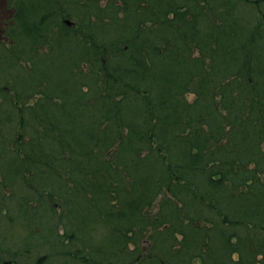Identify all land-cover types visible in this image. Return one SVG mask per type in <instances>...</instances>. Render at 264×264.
<instances>
[{
  "label": "trees",
  "instance_id": "16d2710c",
  "mask_svg": "<svg viewBox=\"0 0 264 264\" xmlns=\"http://www.w3.org/2000/svg\"><path fill=\"white\" fill-rule=\"evenodd\" d=\"M10 8L0 86L18 101L0 89V122L21 137L0 140V177L30 189L18 213L42 229L23 248L264 264V0Z\"/></svg>",
  "mask_w": 264,
  "mask_h": 264
},
{
  "label": "rangeland",
  "instance_id": "374dc122",
  "mask_svg": "<svg viewBox=\"0 0 264 264\" xmlns=\"http://www.w3.org/2000/svg\"><path fill=\"white\" fill-rule=\"evenodd\" d=\"M10 2L11 0H0V43L5 46L9 45L4 37L6 33V23L10 18H12L14 13L10 8ZM102 4L105 3L103 2ZM7 85L8 84L0 86V89L4 91L6 90L8 94L7 96H10V99H16V101H18L17 98H15L16 95H14L16 92L13 89L9 90L10 88L7 87ZM193 98V96H189L188 100L192 101ZM0 101V104H3L1 95ZM0 123V140L4 139L3 136L6 135V137H8L7 140L9 142V150L11 151V148L15 149L14 139L19 140L21 137L19 132H15L14 135H11V133L15 130L17 131L19 127H17L16 123H10L9 126H7L8 124L4 120ZM9 179H5L4 177L2 179L0 177V264H3L4 261H11L10 264H78L73 257L69 256V258L64 255V250H62L63 248L61 249L62 251L59 250L60 252L58 251L57 253L55 252L54 255H50L48 259H46L47 257L45 258V254L49 255L51 251L48 246H38V248L35 247L32 251L31 247L25 249L23 248L22 244L25 243L28 233H33L34 229L32 230L31 227L34 228L35 226L31 224L30 219L28 221V219H25V217H22L18 213L20 208L19 199L21 203H27L24 195L25 192L29 194L30 189L24 188L22 184L16 182L12 178ZM29 196L31 197V194H29ZM28 203L30 204L29 207L36 206L31 199ZM21 205L24 208L26 207V204ZM29 210L30 214L31 209ZM28 228L29 231L26 230ZM41 230L42 229L40 227L37 228L36 226L34 233H40ZM58 231L61 236H65L67 234L66 229H63L62 226L58 228ZM95 232L97 235H102L104 230L98 229ZM68 243L69 239L65 236L64 245H67ZM129 247L131 249L133 248L132 246Z\"/></svg>",
  "mask_w": 264,
  "mask_h": 264
},
{
  "label": "water",
  "instance_id": "95a60500",
  "mask_svg": "<svg viewBox=\"0 0 264 264\" xmlns=\"http://www.w3.org/2000/svg\"><path fill=\"white\" fill-rule=\"evenodd\" d=\"M65 23L68 24V25H71V22H69V21H65Z\"/></svg>",
  "mask_w": 264,
  "mask_h": 264
}]
</instances>
